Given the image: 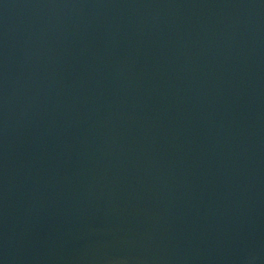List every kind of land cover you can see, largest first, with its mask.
Segmentation results:
<instances>
[{
  "label": "water",
  "instance_id": "95a60500",
  "mask_svg": "<svg viewBox=\"0 0 264 264\" xmlns=\"http://www.w3.org/2000/svg\"><path fill=\"white\" fill-rule=\"evenodd\" d=\"M0 264H264V0H0Z\"/></svg>",
  "mask_w": 264,
  "mask_h": 264
}]
</instances>
